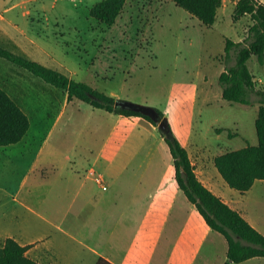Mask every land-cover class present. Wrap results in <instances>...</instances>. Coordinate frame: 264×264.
<instances>
[{"label": "rangeland", "instance_id": "rangeland-1", "mask_svg": "<svg viewBox=\"0 0 264 264\" xmlns=\"http://www.w3.org/2000/svg\"><path fill=\"white\" fill-rule=\"evenodd\" d=\"M98 1L0 0V47L115 102L159 110L172 136L188 153L211 158L256 145L257 97L251 96L250 106L229 104L221 98L218 82L219 75L234 65V51L227 62L222 59L225 39L246 42L251 24L248 15L232 20L238 0H222L211 28L169 0H126L115 23L108 27L89 16ZM247 67L256 88L264 91V62L260 65L251 56ZM0 88L29 120V129L18 144L0 148V245L6 236H27L38 223L14 202L11 192L39 150L41 155L18 200L25 202L31 187H51L45 203L37 208L41 215L68 207L84 182V170L96 156V170L109 190L105 193L86 182L96 199L108 202V211L123 210L137 179L141 180L137 190L146 201L144 210L158 199L155 183L163 172L155 167L172 166L157 129L162 118L153 127L142 118H119L75 98L67 102L63 90L1 57ZM124 166L128 168L120 172ZM71 169L74 174L70 177ZM218 179L228 200H234L264 236V180H256L241 194ZM36 193L40 200L42 188ZM59 195L65 196V203L56 201ZM194 220L195 228L197 221L204 225L196 213ZM206 243L202 235L194 238L198 257ZM168 254L140 253L139 261L170 264Z\"/></svg>", "mask_w": 264, "mask_h": 264}, {"label": "trees", "instance_id": "trees-1", "mask_svg": "<svg viewBox=\"0 0 264 264\" xmlns=\"http://www.w3.org/2000/svg\"><path fill=\"white\" fill-rule=\"evenodd\" d=\"M176 7L196 18L205 28H211L216 20L222 0H169ZM126 0H99L89 10V16L101 24L112 26L120 15ZM248 15L251 21L246 42L225 39L224 56L227 62L232 52L234 65L218 77L221 98L229 104L250 106L251 96L257 97V116L254 128L257 143L254 146L226 151L214 158V167L225 184L238 193L248 191L256 180H264V91L257 89L247 61L255 56L264 62V3L258 0H238L232 20ZM0 57L15 64L45 83L61 89L69 102L75 98L95 109L104 110L125 118L139 117L155 127L157 124L141 113L114 107L115 100L90 87L74 82L65 75L44 67L0 47ZM157 118L163 114L149 108ZM29 129V120L19 106L0 88V147L17 144ZM161 137L173 160L174 180L187 201L193 204L205 225L221 234L227 243V262L238 264L255 257L264 258V236L254 229L238 212L231 209L207 190L197 179L186 150L170 134ZM28 247L20 246L14 239L6 238L0 248V264H38L29 259ZM95 264H112L99 258Z\"/></svg>", "mask_w": 264, "mask_h": 264}, {"label": "crops", "instance_id": "crops-1", "mask_svg": "<svg viewBox=\"0 0 264 264\" xmlns=\"http://www.w3.org/2000/svg\"><path fill=\"white\" fill-rule=\"evenodd\" d=\"M258 1L264 3V0ZM118 117L125 118L119 115ZM40 155L41 150L31 159L20 184L14 185L11 192L13 199L16 200L14 202L32 214L38 223H34V230L31 233L27 232L25 237L21 235L4 237L0 248L6 238H12L20 246L28 247L25 255L38 264H95L99 258H104L112 264H149L139 261L140 253L157 252L169 253L166 258L170 264H225L227 262V243L224 237L205 225L195 206L187 201L178 188L174 180L172 158L170 168L155 167L157 171L163 172L161 180L155 183L160 195L154 204L148 207V210H144L146 201L137 190L138 185L141 184L140 179L134 181L135 190L124 203L122 211H108V202L98 200L91 194L86 181L95 184L105 193L109 190L105 178L96 170V162L99 159V156H96L84 170V182L80 184L78 192L72 197L68 207L58 213L41 215L37 208L45 203L51 187L46 185L31 187L27 191L25 202L18 200L28 174L36 166ZM187 155L199 182L256 229L254 224H251L238 210L236 202L226 197L225 187L218 179L220 175L217 173L218 177L213 170L215 169L213 161L218 155L211 158L202 153L187 152ZM65 159L70 160V157L65 156ZM16 166L15 158L14 167ZM127 168V166L122 167L120 172ZM73 174L74 170L71 169L69 176ZM98 177L102 178V183L97 182ZM39 187L42 188L40 200L36 193ZM63 198H65L64 195H59L56 201L65 203ZM170 201L173 202L171 210ZM194 212L200 216L204 225L197 221L195 228ZM200 235L203 240H207V243L200 247L201 252L198 257L194 250V238ZM238 264H264V258L255 257Z\"/></svg>", "mask_w": 264, "mask_h": 264}, {"label": "water", "instance_id": "water-1", "mask_svg": "<svg viewBox=\"0 0 264 264\" xmlns=\"http://www.w3.org/2000/svg\"><path fill=\"white\" fill-rule=\"evenodd\" d=\"M114 107H120L122 109L132 110V111L141 113L145 116H148L150 119H152L155 122L157 121L156 115L147 107H141V106H137V105L127 103V102H122V101H116L114 104ZM157 129L159 130L160 133H162L165 136H169L171 134L167 120L165 118L159 121L157 125Z\"/></svg>", "mask_w": 264, "mask_h": 264}, {"label": "built area", "instance_id": "built-area-1", "mask_svg": "<svg viewBox=\"0 0 264 264\" xmlns=\"http://www.w3.org/2000/svg\"><path fill=\"white\" fill-rule=\"evenodd\" d=\"M97 182L102 183V178L98 177Z\"/></svg>", "mask_w": 264, "mask_h": 264}]
</instances>
